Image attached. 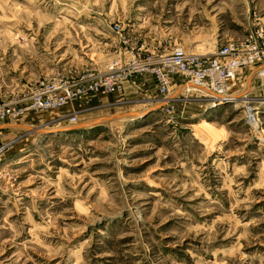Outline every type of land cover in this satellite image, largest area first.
Returning <instances> with one entry per match:
<instances>
[{"label":"rangeland","instance_id":"obj_1","mask_svg":"<svg viewBox=\"0 0 264 264\" xmlns=\"http://www.w3.org/2000/svg\"><path fill=\"white\" fill-rule=\"evenodd\" d=\"M260 28L264 0H0V126H20L0 130V264H264V75L80 130L146 107L89 92L18 111L42 83Z\"/></svg>","mask_w":264,"mask_h":264},{"label":"built area","instance_id":"obj_2","mask_svg":"<svg viewBox=\"0 0 264 264\" xmlns=\"http://www.w3.org/2000/svg\"><path fill=\"white\" fill-rule=\"evenodd\" d=\"M259 31L251 32L243 42L230 41L220 46L213 55L188 53L184 48L176 46L169 52H155L145 57L133 56L128 61L115 59L106 66L103 73L86 82L42 83L31 95L29 103L18 108V111L23 113L32 109L59 108L89 92H123L126 83L134 75L147 73L155 76L162 107L175 97L171 95V85L176 74L186 79L187 92L198 90L213 101H218L219 97L229 98L230 83L237 79L241 70L253 69V74L264 75V29L260 28ZM69 122L77 125L79 120L74 116Z\"/></svg>","mask_w":264,"mask_h":264},{"label":"crops","instance_id":"obj_3","mask_svg":"<svg viewBox=\"0 0 264 264\" xmlns=\"http://www.w3.org/2000/svg\"><path fill=\"white\" fill-rule=\"evenodd\" d=\"M200 41H202V37L199 38ZM183 45L187 46L188 44H192L193 42L196 43V50H198V34H195L194 39L190 38L187 40H183ZM203 43V42H202ZM199 44L203 50V44ZM224 45V44H222ZM221 45V46H222ZM206 53V52H205ZM207 52L204 55H213V54H208ZM239 74V73H238ZM253 74V69H251L250 74ZM176 80V77L173 78L172 80V85H171V95H175L176 92H184L186 91V79L183 81L182 84L173 86L174 82ZM184 87V88H183ZM121 99H141L143 102H141V105L146 107V110H149L151 108H161L162 107V101H161V95L158 92L157 85L155 84V80L153 77L150 76H138L134 75L132 79H130L126 85L123 93L121 94ZM147 104V105H146ZM10 129H15L12 126H9V124H6ZM3 126V125H2Z\"/></svg>","mask_w":264,"mask_h":264},{"label":"water","instance_id":"obj_4","mask_svg":"<svg viewBox=\"0 0 264 264\" xmlns=\"http://www.w3.org/2000/svg\"><path fill=\"white\" fill-rule=\"evenodd\" d=\"M218 100H228L229 98H224V97H219L217 98ZM158 108H151L149 110H146V111H143V112H135V113H130V114H127V115H124L122 116L123 118H126V117H141V116H145L147 114V112L149 111H153V110H157ZM111 120H114V118H110ZM102 120H103V117L102 118H99V119H96L92 122H88V123H83L81 125H79L78 127H74V128H67L66 130H80V129H83V128H86V127H89L91 125H97V124H100L102 123ZM3 129H6V126L3 125V126H0V130H3Z\"/></svg>","mask_w":264,"mask_h":264},{"label":"bare ground","instance_id":"obj_5","mask_svg":"<svg viewBox=\"0 0 264 264\" xmlns=\"http://www.w3.org/2000/svg\"><path fill=\"white\" fill-rule=\"evenodd\" d=\"M110 118H114V120H116V119H121L123 117L122 116H119V117L118 116L117 117L115 116V117H110ZM110 118H103L102 123L103 122H111V121H114V120H111ZM5 126H6V128L8 127L7 125H5ZM9 126H12L13 128H20V126H14V125H9Z\"/></svg>","mask_w":264,"mask_h":264}]
</instances>
